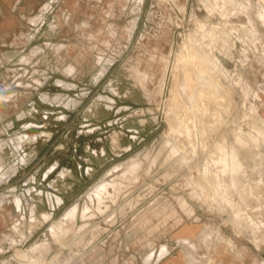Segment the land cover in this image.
Returning <instances> with one entry per match:
<instances>
[{
    "label": "rangeland",
    "instance_id": "rangeland-1",
    "mask_svg": "<svg viewBox=\"0 0 264 264\" xmlns=\"http://www.w3.org/2000/svg\"><path fill=\"white\" fill-rule=\"evenodd\" d=\"M17 1L0 0V264H145L192 220L208 236L186 264H264V3ZM223 148L243 167L220 186Z\"/></svg>",
    "mask_w": 264,
    "mask_h": 264
},
{
    "label": "crops",
    "instance_id": "crops-1",
    "mask_svg": "<svg viewBox=\"0 0 264 264\" xmlns=\"http://www.w3.org/2000/svg\"><path fill=\"white\" fill-rule=\"evenodd\" d=\"M19 1L21 0H18L16 2V6L14 8H17V3ZM12 2L13 0H2V3L7 4V5H11ZM11 20L12 22L16 21L14 17H12ZM6 25L7 24L0 17V36H1V33L5 31V27H10V23L8 26ZM85 120L89 121L90 119L85 118ZM97 121H99V119ZM43 153L44 152L39 153V158L44 156ZM48 156H49L48 162H45L46 165L44 169L42 168L39 169V172H41L42 174V179L44 177L45 178L49 177L53 172L57 171L59 167L61 166V162L58 159L52 158L53 156L52 154L51 155L49 154ZM74 164L75 162L72 163L71 166L73 167ZM67 166L71 167L70 165H67ZM47 171H49V173L46 175ZM202 230H204L202 228V224L196 220L184 221L178 224L175 228H172L170 231L167 229L164 231L162 230L160 234V239H158V242H155V245L151 247L149 251L145 252V255H144L145 264H186L187 263L186 253L188 251L187 249L189 248V245L187 246L184 243V240L187 239L188 241H191V242L193 240L195 241L196 239L201 240ZM164 246L166 247L168 252L160 257V253L162 252V249ZM200 250H201V247H199L198 251ZM245 254L246 256L244 257L242 255L240 260L238 259L233 260L232 258L227 259V257L225 256L223 257L224 261L222 262L223 259H221V262L219 264H254V262H250L248 260L247 251L245 252Z\"/></svg>",
    "mask_w": 264,
    "mask_h": 264
},
{
    "label": "bare ground",
    "instance_id": "bare-ground-1",
    "mask_svg": "<svg viewBox=\"0 0 264 264\" xmlns=\"http://www.w3.org/2000/svg\"><path fill=\"white\" fill-rule=\"evenodd\" d=\"M259 1H261V2H263L264 3V0H259ZM211 8V7H210ZM261 16H264V13H261L260 14ZM224 22V21H223ZM225 23V22H224ZM226 25V24H225ZM215 27V26H214ZM208 33H210V31H207ZM163 35V34H162ZM161 35V36H162ZM164 37V36H163ZM166 37V36H165ZM169 37V36H168ZM167 37V38H168ZM210 37V36H209ZM154 40H157V39H155L154 38ZM160 41H161V38L159 39ZM158 40V41H159ZM163 40V39H162ZM165 40H167V39H165ZM208 41H209V39H208ZM212 41V40H211ZM222 41V40H221ZM165 42V41H164ZM166 43V42H165ZM152 44H153V42H152ZM167 44V43H166ZM160 46V45H159ZM155 47V46H154ZM157 47V46H156ZM166 49V48H165ZM159 50V49H158ZM155 51V50H154ZM148 52V51H147ZM157 52V51H156ZM157 54V53H156ZM154 55H155V53H154ZM144 56V55H143ZM140 58V57H139ZM158 58V57H157ZM166 58V57H165ZM189 58L190 59H195V58H198L199 59V61H200V66H201V69H204V70H206V71H208L209 73H211L212 71H215L216 69H217V67H218V65H219V57L218 56H216V55H211L210 53H197V52H193V53H191L190 55H189ZM197 60V59H196ZM142 62V61H141ZM176 64H177V62H176ZM175 64V65H176ZM221 66V65H220ZM183 67H182V71H183ZM155 71V70H154ZM196 72V71H195ZM184 73V72H183ZM211 75V74H210ZM185 77V76H184ZM183 77V78H184ZM182 77H180V79H181ZM209 79H210V85L212 86V87H214L216 90H223L224 88H223V86L218 82V80L217 79H215L212 75L209 77ZM207 80H208V78H207ZM180 81V83L178 84V85H180L181 86V80H179ZM185 82V81H184ZM206 82V81H205ZM184 85V84H183ZM175 87V86H174ZM184 88V87H183ZM200 88V87H199ZM207 88V87H206ZM175 89V88H174ZM195 90V89H194ZM196 91V90H195ZM194 91V92H195ZM176 92V91H175ZM210 92V91H209ZM196 93V92H195ZM182 94V93H181ZM185 94V93H184ZM183 94V95H184ZM186 95V94H185ZM173 96V95H172ZM175 96H176V94H175ZM174 96V97H175ZM191 97V96H190ZM184 98V97H183ZM188 98V97H187ZM177 99V98H176ZM175 99V100H176ZM181 99V98H180ZM180 99H178V101L180 100ZM186 100H190V99H185V101ZM194 100V99H193ZM198 101V100H197ZM187 102V101H186ZM182 103V102H181ZM184 103V102H183ZM191 103V102H190ZM190 103H188V104H190ZM175 106H176V101H175ZM208 104V103H207ZM217 105V104H216ZM174 106V107H175ZM181 106V105H180ZM178 107V106H177ZM187 108V107H186ZM200 110V109H199ZM179 116V115H178ZM177 116V117H178ZM204 118V117H203ZM201 119V118H200ZM179 120V119H178ZM183 120V119H182ZM177 125H180L182 128L184 127L179 121H176L175 122ZM202 124V123H201ZM234 126V125H233ZM250 126V125H249ZM250 128V127H249ZM185 130H184V134H185V137H186V139H188V142L190 143V144H194V141H193V138H192V133H191V130L187 127V128H184ZM256 131V130H255ZM195 133H196V130H195ZM258 133H260V134H262L263 133V131H261V130H258ZM206 134V133H205ZM233 135H234V133H233ZM195 136V135H194ZM197 138V137H196ZM236 138V137H235ZM258 136H255V137H253V140H254V142H257L258 141ZM239 141H242L243 142V139L241 138V137H238L237 138ZM263 140V139H262ZM197 142V141H196ZM242 145V144H241ZM255 146H257V144L255 145ZM228 147V146H227ZM220 152V151H219ZM174 154H175V152L174 151H172L171 152V155H173L174 156ZM215 161V163H219V164H221L222 165V168L220 169V173H217L216 174V176H217V184L218 185H220V186H223L224 185V183H225V181H224V179H223V175H226L228 172H229V174L231 173V177H232V181H233V183H235V181H236V179H235V177H236V175L238 174V171H240V169L243 167V162H242V160H241V158H240V156H239V154L237 153V152H232L231 154H229L224 148L222 149V151H221V154L220 155H218V157L214 160ZM205 166H207V165H205ZM259 167V166H258ZM204 168V167H203ZM206 168V167H205ZM133 170V169H132ZM132 172V171H131ZM196 178V177H195ZM194 181V180H193ZM198 181V180H197ZM236 185V184H235ZM207 186H212V182L210 181V180H207ZM217 186V185H216ZM202 188V187H201ZM204 188V187H203ZM228 188H227V186H224V190H227ZM233 189V188H232ZM230 194V193H229ZM137 195V194H136ZM239 197V196H238ZM240 200V199H239ZM115 201V200H114ZM236 204V203H235ZM260 207V206H259ZM232 209V208H231ZM248 212V211H247ZM239 217V216H238ZM251 221V220H250ZM261 223V222H260ZM264 225V224H263ZM250 226V225H249ZM60 228V227H59ZM242 228V227H241ZM245 228V227H244ZM257 230V229H256ZM245 231V230H244ZM207 232V233H206ZM208 231H205V230H203V237L205 238V237H207L208 235ZM261 234V233H260ZM250 235V234H249ZM250 238V237H249ZM78 240V239H77ZM61 244V243H60ZM65 244V243H64ZM77 244V243H76ZM40 262V261H39Z\"/></svg>",
    "mask_w": 264,
    "mask_h": 264
}]
</instances>
